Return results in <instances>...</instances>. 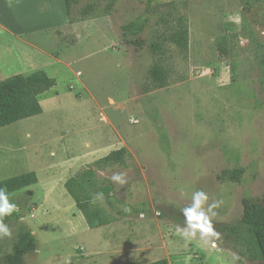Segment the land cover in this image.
Here are the masks:
<instances>
[{
  "label": "rangeland",
  "instance_id": "rangeland-1",
  "mask_svg": "<svg viewBox=\"0 0 264 264\" xmlns=\"http://www.w3.org/2000/svg\"><path fill=\"white\" fill-rule=\"evenodd\" d=\"M177 15L188 20L186 49L162 40ZM139 17L140 44H128L121 25ZM53 23L63 27L15 40L0 28V80L44 72L32 83L42 112L0 127V180L38 177L32 196L11 195L20 217L4 224L0 264L21 227L37 241L21 264H107V234L89 232L64 181L120 147L124 163L97 172L113 184L114 209L98 200L130 212L117 217L128 230L117 241L144 243L130 257L173 244V264H264L238 256L221 230L240 217L244 195L264 203V0H116L108 15ZM234 168L243 169L238 181L219 178ZM198 191L204 219L190 221Z\"/></svg>",
  "mask_w": 264,
  "mask_h": 264
},
{
  "label": "trees",
  "instance_id": "trees-1",
  "mask_svg": "<svg viewBox=\"0 0 264 264\" xmlns=\"http://www.w3.org/2000/svg\"><path fill=\"white\" fill-rule=\"evenodd\" d=\"M64 0L65 15L69 24L108 15L114 8L116 0ZM147 18H136L121 25L122 38L128 44H140L136 36L144 29ZM162 40L169 41L181 49H186L189 43V26L187 17H174L171 28L162 35ZM153 52L163 54L160 41L150 43ZM43 70H37L29 75L13 74L0 80V127L18 120L40 114L41 105L32 89V83L42 79ZM151 75L159 86L166 83V74L162 66L155 64L151 68ZM127 150L124 147L111 150L91 165L69 176L64 181L67 193L74 200L76 208L83 215L89 228H98L126 216L130 212L115 210L109 212L98 200L101 198L106 205L114 209L113 184L108 178L99 177L98 171L106 167L124 163ZM243 172L242 168L225 169L219 178L228 181H238ZM38 177L35 171L11 176L0 180V194L8 199L14 207L4 214H0L3 224L17 220L20 217L19 208L11 197L15 192L25 189V193L32 196L28 187L35 185ZM227 247L235 251L238 256L252 261H264V203L254 197H242V213L238 219L226 223L221 227ZM37 247L34 233L28 228L21 227L16 233L11 252L6 256L7 264H21L25 254L33 252ZM63 264H74L66 262ZM146 264H169L166 258H161Z\"/></svg>",
  "mask_w": 264,
  "mask_h": 264
},
{
  "label": "crops",
  "instance_id": "crops-1",
  "mask_svg": "<svg viewBox=\"0 0 264 264\" xmlns=\"http://www.w3.org/2000/svg\"><path fill=\"white\" fill-rule=\"evenodd\" d=\"M2 14H9L13 20H5ZM20 15V16H17ZM62 17L66 21L64 0H0V28L7 31L9 37L13 40L18 35H27L28 33L48 28L54 25L55 18ZM16 21V23H15ZM13 23L15 25H13ZM49 77L48 73L46 74ZM128 217H124L123 220ZM125 221L118 219L98 228H89L93 231H104L107 235V242L109 243V255L107 257V264H136L144 258H148L147 263L166 258L169 264H173V244L168 249H159L163 251V257L158 254L159 250L149 252H138V257H130L131 250L143 248L144 243L141 240H134L130 242H119L117 236L124 235L127 230ZM122 228V229H121ZM88 231V230H87ZM128 231V230H127ZM226 257V256H225ZM130 261H135L130 263Z\"/></svg>",
  "mask_w": 264,
  "mask_h": 264
},
{
  "label": "clouds",
  "instance_id": "clouds-1",
  "mask_svg": "<svg viewBox=\"0 0 264 264\" xmlns=\"http://www.w3.org/2000/svg\"><path fill=\"white\" fill-rule=\"evenodd\" d=\"M115 179H119V177H114ZM207 196L204 192L198 191L195 195V207L193 209H188L185 211V215L188 217L190 221H200L204 219L203 214L197 215L196 209H198L201 205L202 200H206ZM14 205H10L8 203V199L6 196L0 194V214L8 213ZM193 227H201L205 232H211V228L207 227L204 228L201 224H193ZM10 232L8 228L0 222V238H3V236H10ZM213 247H215V243L212 244Z\"/></svg>",
  "mask_w": 264,
  "mask_h": 264
}]
</instances>
